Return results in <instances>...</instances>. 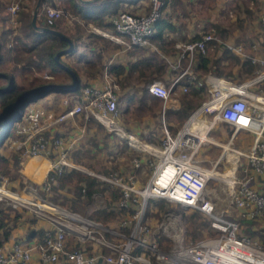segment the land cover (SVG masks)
<instances>
[{
	"label": "built area",
	"instance_id": "obj_1",
	"mask_svg": "<svg viewBox=\"0 0 264 264\" xmlns=\"http://www.w3.org/2000/svg\"><path fill=\"white\" fill-rule=\"evenodd\" d=\"M146 2V13L117 11L110 18L114 33L102 32L101 35L125 49L147 46L165 0ZM16 11V3L10 2L6 10L8 24L13 23ZM31 14H34L35 19L42 17L47 26L62 17L72 19L62 9L46 2L39 3ZM258 21L259 28L264 31V8L259 13ZM216 42L213 34L207 32L193 41L176 43L177 63L180 60L185 62L182 72L168 86L152 81L148 84V92L165 101L181 76L187 75L190 81H194L190 69L194 55H205ZM232 50L244 56L241 45ZM250 50L256 51V45L250 44ZM250 61L258 64L252 78L242 83L213 81L207 90L208 98L201 101L179 131L170 135L163 127L164 135L159 147L150 152L154 161L150 163L151 172L142 187L135 188L130 178L123 179L115 172L101 177L118 189L116 206L119 208L128 209L130 199L133 196L136 198L134 201L137 206L133 208L126 233L103 229L99 224L82 220L73 213H66L41 201L33 185L38 182L47 188L48 181L67 168H75L62 149V140L43 135L42 131L50 126L74 116L81 115L83 119L92 116L115 134L124 135L116 121L118 110L115 83L106 75L101 87L81 86L75 95L60 100L62 111L59 113L37 108L33 103L26 104L20 112L19 121L14 123L7 148L18 153L20 173L30 182L23 181L19 191L6 188L5 183L0 182V204L12 209L21 208L49 223L50 230L43 234L41 242L36 246L39 261L50 263L63 259L65 264H264V249L261 245L248 238L238 237L236 220L216 212L212 203L204 199L205 184L213 174L194 162L200 142V131L196 127H211L213 122L221 121L230 125L234 131L245 130L251 133L252 143L248 151L245 154L236 151L246 158L251 173L232 182L230 199L234 208L244 212L247 218L261 214L264 208V186L255 188L251 186V180L264 169V94L260 90L249 91V88L264 81V53L261 58L251 57ZM201 113L205 114V125L199 117ZM126 137L131 140L128 135ZM132 165L137 167L138 161L132 159ZM155 199L178 205L181 209L198 211L210 220L209 226L216 234L186 241L182 220L171 211L163 212L156 225L151 227L144 213L147 202ZM157 234L169 239L166 249L157 246ZM67 236L76 239L70 248L66 244ZM84 241L100 246L106 253H86L80 247ZM29 260V247L13 243L9 250H4L0 246V264H29Z\"/></svg>",
	"mask_w": 264,
	"mask_h": 264
},
{
	"label": "crops",
	"instance_id": "obj_2",
	"mask_svg": "<svg viewBox=\"0 0 264 264\" xmlns=\"http://www.w3.org/2000/svg\"><path fill=\"white\" fill-rule=\"evenodd\" d=\"M76 1L82 5L89 6L91 3L100 4L106 0H76ZM146 8L148 9L147 2L144 0L141 1V3L136 2V4L132 5V7H126V8L122 7V10H125L130 13L142 14L147 12ZM4 14L6 15V18L4 21H0V34L7 30L12 29L13 32L11 35H14L18 23L14 18L13 23L8 24L6 22L7 19L9 18L8 14L7 13ZM112 15L114 14L106 12L103 17L104 18L103 23L110 24L111 26L110 18ZM175 17L177 19L176 21L178 22L175 24L172 21V24L175 26L174 31L162 30V37L165 36L167 43L170 40L168 44L164 45V48L162 50L158 49L156 46L158 41L151 38L149 40V44L145 47H133L130 49H125L121 45L111 42L110 40H108L107 38L101 35L102 32L114 33L113 31H111V28L109 26L98 27L93 23H86L85 28L81 27L79 33L81 38L76 41L75 47L72 50V52L64 53L63 55H60L59 60L63 63L65 67L70 69L78 77L79 83L81 84L91 85L94 87H101L105 82L104 76L106 75L108 76V78L114 80L113 82L115 83L117 90V92L116 91L115 92L117 96L116 102H117V110H118L116 121L118 122L117 125L121 128V132L124 134L122 136L117 135L113 131L105 128L94 117L89 116L87 119H83L81 115L74 116L72 118H67L63 122L54 124L49 128L43 130L42 131L43 135L53 136V137L58 136V138L62 140V149L66 151L68 161L75 167V168H67V171L75 170L82 175L94 178L95 180L104 183L107 182L102 180L101 177H106L109 175L110 172L114 171L117 175H119L123 179L130 178L129 180L133 183L135 188L142 187L151 172L150 163L154 161V158L151 157L150 152L157 150L158 147L156 143L158 141H160L161 143V140L164 135L163 127L170 135H174L177 131L181 129V127L185 125L191 113L196 109L195 108L192 112H190L188 116L184 119H180L179 117L180 114L177 113L180 108L179 96H181V94L183 93H186L187 90L188 91L190 90V88H188L187 85H190V87L194 89H198V88L202 89L203 91L202 93H204L205 96L207 97L208 96L207 90L210 87V84L215 80H224L232 83H235L237 81L238 82L244 81L245 79L244 76L246 75L245 68L238 66V62H241L244 59H248L250 61L251 55L249 56L244 54V56H242L236 54L234 50H232L233 48L230 49L228 46H224V47L221 46L222 48L226 49V51L228 52L230 51L235 56L241 58L238 59V62H236L235 59H237L238 57L237 58L233 57L235 65L230 67L231 69L230 72L226 71V73L229 74L227 78L217 77L209 72L204 73L199 70H193L192 69L193 64H191L190 69L192 75H194L195 77L194 81H190L187 75L181 76L177 81L176 85L173 87L169 97L165 101L158 99L154 95L150 94V92H148L147 90V87L148 84L151 83L152 81H157L162 85L168 86L178 75H180V73L182 72L185 66V62L183 60H180L177 63L178 50L175 48L174 45L176 43H180L177 40H181V42H188L186 40L195 33H197V31L194 29L195 27L193 26L190 29L184 28L185 30H183L182 29L183 22L179 21L178 19L180 18V16L175 15ZM243 46L244 45H241V47ZM249 48L250 46L248 47V49ZM257 48L258 47H256V49ZM244 53H245V49H244ZM148 59H152L151 63H153V61H156L158 65L162 64L163 67L159 69L157 72L155 71L153 72L152 71L153 67L148 68L145 64V61H147ZM140 60L142 61L143 64L142 76H139L137 70H129V65ZM226 60L227 59L225 58L219 59L218 67L220 70H223L224 65H226V63L224 64ZM250 63L254 64L251 61ZM115 66L118 67V69H113V67ZM235 68H236L235 70L236 72H234ZM150 73L152 77L155 78L146 84V77H148ZM46 76H47L46 79H48L49 76L48 75ZM143 76H145V78ZM198 82L200 83L199 85ZM118 88L120 90V94H118ZM142 88H146L145 93L141 92ZM182 88H184V90H182ZM73 95L75 94L48 93L45 96L35 100L33 102V105L37 108H42L47 111L59 113L60 111H62L60 100L64 97H72ZM72 101L74 100L72 99ZM201 115H203V113H201L199 117L201 118L203 125H205L206 117L202 118ZM223 126L231 127L230 125L221 121H215L211 125V127H223ZM101 128L104 130V134L105 136L108 137L109 140L107 145L108 150L106 151L107 155H105L104 157L105 158L104 162L107 165V166L105 165L104 173L97 170L94 171L91 170L90 168L92 167L85 165L84 164L85 161L82 159L83 152L87 151V149L90 148L87 147L86 144H84L86 142L85 140L87 139L88 136L93 137L94 135L95 137L94 132H96L97 129H101ZM239 131H243L245 132L246 136L252 137V134L245 130H239ZM210 133L215 134V136L212 134L211 143H207L208 148L210 149L218 148L216 142L221 143L223 139L225 140L226 136H223V133L220 131L219 128L218 131L211 130ZM127 135L131 137V140L127 139L126 137ZM156 136H158L159 139L156 143L154 142L155 143L154 144L152 140ZM235 142L238 144L239 140L234 141V145L236 144ZM91 144L93 145L92 151H95V149L100 151L102 148V144L97 143L95 141H91ZM118 144L121 147L119 151H118L119 149ZM239 145L242 146L240 142ZM134 146L137 149H135ZM125 150L128 153L135 154V156L130 159L127 158L126 162L118 161L117 157L121 155L122 154L121 152ZM236 151L243 153L239 148ZM203 154H205L203 157L205 158L206 156L205 159H207L208 155H206V153ZM195 155L194 158L195 157L198 158L199 152L196 153ZM242 156L243 155H238L237 157L236 156L233 157V159L236 160L237 162L239 160H242V162L246 164L247 163L246 158L243 156L244 159H242ZM217 158H219L218 155H216L212 159L214 161V159ZM132 159H136L138 161L137 167H134L132 165ZM222 161H225L223 156H222ZM248 168H249L248 172L251 173V169L249 166ZM253 177L255 179L257 178L258 180L259 179L262 180L263 178V176L262 175L260 176V174L254 175ZM57 183L58 181L56 182L54 180L48 181L47 188H43L38 184V182L37 184H33L35 188L36 196L39 198L40 195L39 199L41 201L54 206L55 203H57L56 198L49 199L47 197L51 195L50 191L55 189ZM260 184L264 186V182L257 181V183L255 184L254 181L253 187L255 188L263 187ZM19 185H22L23 187L22 181L19 183ZM68 185L71 186L72 184H68ZM68 185H65L63 187L57 186L58 188L55 189L59 191L58 192L59 194L57 195H60L62 194L60 192H63V195L61 196L62 197L64 196L63 198L65 201L67 199L66 201L67 204L70 199L74 198L73 185L70 190H67ZM8 188H10L9 185ZM67 192L70 195H67ZM94 195L100 196L99 193H93L92 197ZM114 203L115 201L109 203V205L107 204L108 205L107 210H110V208L113 209V207L111 206L114 205ZM103 206L106 205L104 204ZM24 214H27V212ZM30 215L29 213L27 214V216L31 218L29 222H25L26 220L24 218L26 216L24 215L20 216L16 224L17 226L12 228L7 238L1 242L0 244L1 248L4 250H9L13 243H18L20 241L25 244L24 246L30 248L29 264H65L63 259H59L50 263H41L39 261L38 252L36 251L37 250L36 246L41 242V240L39 241L35 236H31L29 239H26L25 237L26 230L27 228H30L34 231H40L41 233L44 234L47 230H50L51 227L47 221L43 219L31 217ZM238 215H242L244 220L247 222L252 221L255 218V217L247 218L245 213L240 210L238 211ZM159 216L160 214L158 215V219ZM256 217L258 218L256 219V223L252 224L253 225L252 229L255 231L264 229V212H261V214ZM150 218H152V216H147L146 221L149 222V224H152L151 222L154 221L151 220ZM122 222L123 223H121L120 226H117L116 229L115 230L113 229L112 231L123 233L122 228L123 229L126 228V230H128V227L130 226V219H128L127 221L124 220ZM26 223H28L29 226H27ZM102 228L108 229L106 227H102ZM104 235L106 238H109L106 233H104ZM254 241H256L258 244L261 243L257 239H254ZM66 244L68 248L74 245L73 242H71L72 245H70V239L68 238ZM168 244L169 243H167V245ZM85 252L89 254H97V255L99 254L104 255L106 253L105 249H102L100 246L95 244H91V246L89 245L86 246Z\"/></svg>",
	"mask_w": 264,
	"mask_h": 264
},
{
	"label": "trees",
	"instance_id": "obj_3",
	"mask_svg": "<svg viewBox=\"0 0 264 264\" xmlns=\"http://www.w3.org/2000/svg\"><path fill=\"white\" fill-rule=\"evenodd\" d=\"M167 4V8H176L179 5L181 14L180 17L184 18L187 16L186 12L183 10V4L188 5L190 9L195 8L196 5L198 6H205L208 2L214 3L218 0H165ZM46 2L53 6L61 8L63 11L68 13L73 19L62 17L56 20L52 25L47 26L44 23L43 18H36L35 19V26L33 27L30 23L31 21V13L30 8L25 7L24 5H20V11L17 13L16 21L18 23L14 35H11L13 30H7L0 34V112L3 107L15 102L17 98L25 91L43 86L45 84H57L63 86H70L72 85V78L71 76L64 71L63 69L59 68L56 64L54 57L57 53L64 51L67 49L68 44L67 42L58 37L57 35L42 30V28H46L49 30L56 31L63 36L67 37L72 43V49L75 47L76 41L81 38L80 30L81 27H84L86 23H93L98 27H106L109 26L111 31H113L112 25L104 24L103 17L104 14L111 13L115 14L117 11L122 10V1H109L106 0L100 4L91 3L89 6L82 5L78 3L76 0H39V3ZM182 5V7H181ZM5 6L2 5V1L0 0V21H4L6 15L4 14ZM248 10L245 9V12ZM163 12V11H162ZM165 15H163L164 17ZM160 17L154 24V31L155 33L151 36V39L157 40L158 43L156 44L157 48L162 50L164 45L168 44L166 42L165 36L162 37V30H173L175 26L172 24L170 19L166 17ZM77 20V21H75ZM79 22L81 25H79ZM215 34L217 37H221L222 30L220 28L214 27ZM114 32V31H113ZM203 34V32L195 33L191 37H189L186 41H193L199 36ZM260 35V34H259ZM260 41L264 44V31L260 36ZM173 42V41H172ZM7 44L9 46H7ZM217 45L216 47H220V44L214 43ZM68 52V53H70ZM62 53L61 55H63ZM229 53L226 49L222 48L221 56L218 59H209L206 55L196 54L194 55V59L192 62V69L199 70L201 72H209L217 77H224L227 78L229 76L228 73L219 69V59L228 57ZM60 58V56H59ZM235 58V57H234ZM152 59H148L145 61V64L148 68L153 67L152 71L157 72L159 69L163 67V65H158L156 61L151 63ZM238 62L237 59H235ZM59 62L63 64L60 60ZM142 61H136L129 65V70H137L139 76H142ZM238 66L244 67L246 74L250 75L253 69L250 61L248 59H244L241 62H238ZM113 69H118V67H113ZM44 71L46 75L49 76L46 80H40L35 76V73ZM145 78V76H143ZM77 80L78 77L76 76ZM141 78V77H140ZM155 77H152L151 73L148 77H146V84L153 80ZM20 81V82H19ZM85 84L79 83L78 86L73 91H68L64 89H54L52 91H48L44 94H39L33 96L28 99L27 103H31L32 101L37 100L45 96L48 93H71L76 94L78 89ZM190 90L186 91V93L181 94L179 96L180 108L177 113H179L180 119H184L188 116L190 112H192L195 108H197L200 104L201 96H202V89H194L191 88L190 85H187ZM141 92H146V88H142ZM25 104V105H26ZM8 118V117H7ZM6 118V119H7ZM4 119V120H6ZM0 122V126L2 122ZM5 126V125H4ZM7 131V130H6ZM174 132V131H173ZM47 133V132H44ZM7 133L2 136L0 141V145L3 141V138ZM56 136V135H55ZM58 137V136H56ZM4 155H0V177L2 175L8 174V166L9 159ZM17 157H13L11 165L15 166L17 163ZM106 172V171H105ZM109 172V171H108ZM114 172V171H113ZM112 173V172H110ZM109 173V174H110ZM107 174V173H106ZM54 181H58V186L63 187L68 184L73 185V194L74 198L70 199L68 202V208L71 211H78L81 213H86L87 216L91 217L95 221H100L103 224L110 222L113 219L114 212L116 213H127L130 214L133 211V207L126 209L119 208L117 205V198L119 196L118 189L113 188L111 185L100 182L95 180L94 178L85 176L80 174L75 170L65 169L59 176L53 178ZM51 180V181H53ZM10 188L14 189L17 187L10 186ZM117 189V190H116ZM83 190V191H82ZM99 193L100 196H103L104 199L107 200V204L112 203L115 201L113 209L107 210V206H99L94 210H89V204L92 201V194ZM162 199H155L150 200L148 206L157 207L158 210L150 211L147 210V216H156L157 212L163 210V203ZM114 209H116L114 211ZM149 209V208H148ZM162 209V210H161ZM7 210L3 209L0 206V244L4 241L9 232L12 228H14L17 224L18 219L22 216V212L24 211L21 208L18 209H10L14 210L12 215H8ZM87 211H89L87 213ZM127 211V212H126ZM264 212V208L261 210ZM238 223L239 228L237 225V236L238 237H245L250 240L257 239L261 242V246L264 249V229L261 230H253L252 224L256 223L255 217L252 221H245L242 215H238ZM11 224V227H6L4 219ZM209 219L205 216L201 215L198 211L192 210V213L186 219V225L188 226V236L190 238H195L196 232L200 234L202 228L208 227ZM122 232L126 233V228H122ZM31 236H35L39 241L41 240L43 233L40 231H34L30 228H27L25 237L29 239ZM155 241L157 246L160 249H166L167 243H169V239L161 234H157L155 236ZM165 242V243H162ZM20 245H25L22 242H18Z\"/></svg>",
	"mask_w": 264,
	"mask_h": 264
},
{
	"label": "rangeland",
	"instance_id": "obj_4",
	"mask_svg": "<svg viewBox=\"0 0 264 264\" xmlns=\"http://www.w3.org/2000/svg\"><path fill=\"white\" fill-rule=\"evenodd\" d=\"M2 1V5L5 6L4 9V13H6L7 10V6L9 5L10 2H14L17 5V11H16V16L17 13L20 11V5H24L25 7H29L30 8V13H32V10L34 8V5L36 3V0H1ZM144 1V0H142ZM146 1V0H145ZM135 2V3H134ZM137 3H141L138 1H132V2H124L122 3V7L126 8V7H132V5ZM184 3L186 2L185 0L183 1ZM182 7V5H181ZM59 8V7H58ZM264 8V0H218L217 2L211 3L208 2L207 5L205 6H198L196 5L195 8L190 9V7L188 5L183 4V10L186 12L187 16L182 18H178L179 21L183 22V27L182 29H190L192 26L195 27L194 29L197 31V33L203 32V33H207L210 32L213 34L214 38L217 40L216 44H220V46H228L230 48H234L236 47L238 44L244 45L242 48L245 49V53L246 55H251L250 57L253 58H261L263 53H264V44H262V42H260V36L262 34L261 29L259 28V21H258V17H259V13L260 11ZM61 9V8H60ZM164 9V12H162ZM245 9H247L248 11L245 12ZM147 11V8H146ZM181 11L178 7L176 8H167V4L166 1L162 6L161 9V13H160V17H163V15H165L164 17H166L167 19H170V21L174 22L175 24L178 22L176 21V17L180 16ZM32 15V14H31ZM15 16V19H16ZM163 17V18H164ZM73 19V17H72ZM77 21V20H75ZM79 25L80 22H79ZM220 28L222 30V35H220L221 37H217V35L215 34V29L214 27ZM86 25L83 27L85 28ZM185 28V29H184ZM260 34V35H259ZM179 42H181V40H177ZM255 44L256 47H258L256 49V51H251L250 48L248 49V47L250 46V44ZM261 43V46H260ZM7 46H9L7 44ZM217 45H214L211 48H208V50L205 52V55L213 60V59H218L219 56H221L222 53V48L220 47H216ZM243 49V51H244ZM229 55L228 57H226V62H224V64L226 63V65H224V68L222 71L226 72H230V67L234 66V58H237L238 56H235L233 53H231L230 51L228 52ZM255 54V55H254ZM241 59V58H237ZM233 63V64H232ZM254 63V62H253ZM253 66V71L252 74L249 76L248 74H246L244 76V78L246 80L252 78L255 74V71L258 69V64L254 63L251 64ZM236 68L234 69V72ZM35 76L42 80H46L45 76L46 73L42 70L41 72H37L35 73ZM233 76V75H232ZM234 78V77H233ZM244 79V81H246ZM112 81H114L113 79H111ZM236 80V79H234ZM244 81H237L235 83H242ZM20 82V81H19ZM251 88V89H250ZM249 90L257 92V91H261L264 94V81L257 83L256 85L250 87ZM117 92V90H116ZM118 94H120V90L118 88ZM206 98H208V96L206 97L205 94L203 93L201 96V101L206 100ZM200 101V103H201ZM34 101H32L33 103ZM20 111L19 109L14 110L6 120H4L0 126V141L2 139V136L7 133V135L5 136V138H3V141L0 145V154L4 155L5 157H8L7 159H9L10 161H12L13 157H17V159H19L18 157V153L14 152L11 149H8V138L12 137L13 134V126L14 123L19 121L20 119ZM202 118H205V115H201ZM206 122V121H205ZM5 125V126H4ZM199 129L200 131V142L198 144V148H197V152H199L198 158H194V162L196 165H198L199 167H201L202 169L208 171L211 175V178L207 180L205 187H204V199H208L216 212H222L225 215L230 216L231 218L235 219L239 228V223H238V210H236L231 202V196H230V189H231V185L232 182H235L237 180H240L242 178H244L245 176H247L249 174L248 172V163H243L242 160H239L238 162L236 160L233 159V157H237L238 155L236 154V150L239 148L243 154H245L249 147L250 144L252 143V137L250 136H246L245 132L243 131H234V129L232 127H228V126H223V127H196V129ZM218 128L220 129V131L223 133V136H226L225 140L223 139V141H221V143L216 142V144L218 145V148H214V149H210L208 148V144L207 143H211L212 139L211 136L212 134L210 133L211 130H215L218 131ZM7 130V131H6ZM209 133V134H208ZM95 137L93 135V137H87V139L85 140L86 142L84 144L87 145V147L90 148H86L87 151L83 152V156L82 159L85 161L84 164L92 167L90 168L91 170H97L100 172L104 173V169H105V162H104V157L105 155H107L106 151L108 150V137L105 136L104 134V130L101 129H97L96 132H94ZM215 136V134H213ZM233 138V139H231ZM96 139V140H95ZM158 136L154 137V139L152 140L153 143L158 141ZM242 139V140H240ZM248 139V142H247ZM242 144V146L236 143L234 145V141H238ZM91 141H95L97 143L102 144V148L101 150H96L92 151L93 145L91 144ZM214 142V141H213ZM154 143V144H155ZM215 143V142H214ZM83 144V145H84ZM157 147H159L160 145V141H158L157 143ZM237 145V147H236ZM118 151L121 149L120 145L118 144ZM122 154L119 155L118 161L121 162H126V159H130L132 157L135 156V154L133 153H128L126 150L121 152ZM195 153V154H196ZM206 153V155H208V158L203 157ZM216 155L219 156V158L214 159L213 161V157H215ZM196 156V155H195ZM222 156L224 157L225 161H222ZM221 157V158H220ZM242 159L243 156H242ZM9 161V165L8 166V174L7 175H2L0 177V182H4L5 183V187L8 188L9 186H14L17 187L16 188H12L13 191L15 190H20L22 185H19V183L22 181H26V182H30L27 178H25L24 176H22V174L20 173V164L19 161L17 160V163L15 166L11 165V162ZM84 166V165H82ZM107 166V165H106ZM79 168V167H78ZM106 171V170H105ZM263 176L262 180H258L257 178L255 179L253 177V179L251 180V186H254V181L255 184L258 182H264V169L262 170L260 176ZM13 184V185H12ZM16 184V185H14ZM261 186H263L262 184H260ZM58 183L55 186V189L58 188ZM72 188V185H68L67 186V190H70ZM51 190L50 192V196L47 197L49 199L52 198H56L57 203H55V207H57L59 210H62L66 213L69 214H75L78 217H80L82 220L85 221H91L94 222L96 224H99L101 227H106L108 228L107 230H115L117 226H120L121 223H123L122 221H127L128 219H130V216L132 213L130 214H125V213H113V219L106 224H103L100 221H95L93 220L91 217L87 216L86 213H81L78 211H71L68 207H67V199L66 201L64 200V196L62 197L61 195H63V192H60L62 194H59L58 190ZM61 191V190H60ZM67 195L68 194L67 192ZM68 197V196H67ZM40 198V195H39ZM69 198V197H68ZM119 198V196H118ZM117 198V200H118ZM134 199H136L134 196L132 199H130L129 203V207H133L135 208L137 206V202L134 201ZM163 203V210L160 212H157L156 216L150 218L151 220H153L155 223H157L158 221V215L160 214L159 218L161 217V214L163 212H175L180 216V219L182 220V224L183 227L185 229V234H184V238L186 241H194V240H198V239H202L204 237H208V236H212L215 235L216 232L210 228L209 224L208 227L206 228H202L200 231V234L196 232L195 234V238H190L188 236L187 230H188V226L186 225V219L189 216L190 213H192L191 209H181L178 205L175 204H169L166 201H162ZM107 205V200L104 199L103 196H99V195H94L92 197V201L89 204V210H94L97 207H99L100 205ZM149 201L146 204V208H145V212H147V210L153 211V210H158L157 207H154V205L152 204L153 207H149L148 206ZM1 207H3V209H9L7 210L6 213H8V215H12L14 210H10L12 208H10V206L8 205H4V204H0ZM149 208V209H148ZM116 209H114L115 211ZM127 210V209H126ZM24 213H26L25 211H23ZM21 213L22 215L26 216L24 219L26 220L25 222H29L31 220V218L29 216H27V214ZM89 211H87L88 213ZM127 212V211H126ZM146 218H147V213H144ZM30 215V213H29ZM31 217H34L33 215H30ZM36 218V217H34ZM4 219V218H3ZM149 220V219H148ZM4 221H6L4 219ZM154 222H151L152 224H149V222H147V224H149L151 227L156 225ZM210 222V220H209ZM6 227H11V224L8 223V221L5 222ZM128 224V223H126ZM154 224V225H153ZM27 226L28 223H26ZM17 226V225H16ZM115 227V228H114ZM240 229V228H239ZM165 233V232H164ZM169 234V233H168ZM165 236V235H164ZM167 237V236H166ZM68 239H70V245L71 242L74 243V241H76L75 238H70L69 236H67ZM254 241V239H252ZM165 243V242H162ZM91 246V243L84 241L83 243H81V248L86 250V246ZM262 247V246H261Z\"/></svg>",
	"mask_w": 264,
	"mask_h": 264
},
{
	"label": "water",
	"instance_id": "obj_5",
	"mask_svg": "<svg viewBox=\"0 0 264 264\" xmlns=\"http://www.w3.org/2000/svg\"><path fill=\"white\" fill-rule=\"evenodd\" d=\"M38 5H39V0L36 1L35 5H34V10L38 7ZM30 23H31V25L33 27H36L35 26V17H34V14H32ZM42 30L49 31V32L57 35L58 37H61L62 39H64L67 42V44H68L67 49H65L62 52L57 53L55 55V57H54V60H55V62L58 65L59 68H61L64 71H66L71 76V78H72V85H70V86H63V85H57V84H45L43 86L36 87V88H33V89H30V90H27V91L23 92L17 98V100L15 102H13V103H11V104L3 107V109L0 112V122L2 120L6 119L16 109H19V111L21 112L22 109H23V107L27 103L28 99L31 98V97H33V96H36V95H39V94H44V93H46L48 91H52L54 89H64V90H68V91H73L78 86V80L76 78V75L70 69H68L67 67H65L63 64H61L59 62V56L62 53H68V52L71 51V49H72V43L69 41V39H67L62 34L56 32V31L49 30V29H46V28H42Z\"/></svg>",
	"mask_w": 264,
	"mask_h": 264
}]
</instances>
